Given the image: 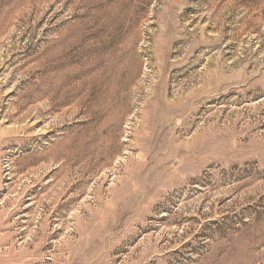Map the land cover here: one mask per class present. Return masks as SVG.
<instances>
[{
	"label": "rangeland",
	"instance_id": "obj_1",
	"mask_svg": "<svg viewBox=\"0 0 264 264\" xmlns=\"http://www.w3.org/2000/svg\"><path fill=\"white\" fill-rule=\"evenodd\" d=\"M0 264H264V0H0Z\"/></svg>",
	"mask_w": 264,
	"mask_h": 264
}]
</instances>
